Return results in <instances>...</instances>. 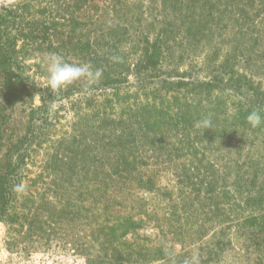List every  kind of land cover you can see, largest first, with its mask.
Masks as SVG:
<instances>
[{"label":"rangeland","instance_id":"obj_1","mask_svg":"<svg viewBox=\"0 0 264 264\" xmlns=\"http://www.w3.org/2000/svg\"><path fill=\"white\" fill-rule=\"evenodd\" d=\"M19 1L0 0V12ZM80 18L82 35H65L66 29L58 27L61 35H49L51 47L29 45L23 35L4 38L5 56L13 60L7 64L6 74H0V175L7 150L30 126L36 131L47 125L50 139L19 165L15 185H22L23 191H16L15 186L13 207L0 218V264H157L154 259L158 256L195 252L213 232L202 242L188 241L195 239L188 238L192 232L181 219L182 213H170V204L178 195L176 170L164 165L150 149L140 150L138 172L144 179L151 178L156 189L148 191L129 180L122 185L108 184L102 188L105 194L95 190L91 175L80 167L88 164L86 157L101 156L95 140L102 139L104 144L110 134L105 128L104 134L99 130L94 138L96 131L89 128V107L84 102L100 103L112 91L95 90L100 77L93 84L81 78L67 87L51 89L45 58L57 54L68 63L85 64L70 54L72 45L80 41L89 45L90 52L110 60L113 55H123V69L132 70L144 44L158 39L164 44H160L164 58L153 77L201 81L227 64L264 94V0H94ZM4 77L10 82H4ZM125 77L120 93L138 92L136 77L131 72ZM157 87L156 79L149 80L148 88ZM215 95L212 97L228 104L239 101V95L230 90ZM132 101L126 99V103ZM122 105L125 103H116L115 113ZM41 107L44 109L32 117L31 125V109ZM79 134L85 140L73 144ZM60 140L64 145L58 149ZM54 147L64 150L58 152L62 159L67 157L64 161L71 159L65 150L77 151L71 166L62 161L59 169L54 168L50 161ZM102 157L108 160L107 151ZM17 160L13 155L12 163ZM203 218L197 211L188 224ZM125 220L134 223L128 231Z\"/></svg>","mask_w":264,"mask_h":264},{"label":"trees","instance_id":"obj_2","mask_svg":"<svg viewBox=\"0 0 264 264\" xmlns=\"http://www.w3.org/2000/svg\"><path fill=\"white\" fill-rule=\"evenodd\" d=\"M93 2L22 0L5 8V12L1 11L0 74H6L7 64L13 60L5 56L3 42L7 35H23V41L26 40L29 45L51 47L53 42L49 35H61L58 27L66 29L65 35H82L80 26L84 22L80 16ZM160 44L158 39L144 44L138 61L132 64V70L130 67L123 69V55H113L110 60L97 52H90L88 44L77 41L72 45L70 54L74 58L91 65L94 71H101V81L95 90L109 88L112 91V95L104 97L100 103L92 100L84 102L89 107L88 121L92 123L89 128L96 131L94 134L91 132L94 138L99 130L104 134L105 128L109 129L110 135L104 144L102 139L95 140L101 156L86 157L88 164H83L80 170L91 175L92 185L101 194L106 193L102 188L108 184L122 185L129 180H136V186L151 191L156 189L152 179H144L138 172L140 150L150 149L164 165H171L176 170L178 195L170 204V213H182L181 219L192 232L187 236L195 239L188 241L191 244L202 242L210 231L213 232L195 252L158 256L154 262L264 264V180L259 182L260 178H264V122L253 128L246 119L253 110H259L264 115V94L246 83V79L227 64L201 81L174 80L170 75L165 79L159 78V75L153 77L151 74L157 72L159 62L164 58ZM128 72L138 80V92L134 94L130 91L120 93ZM4 79V82H10L7 77ZM151 79L157 80L158 89L148 88ZM229 90L239 95L238 102L228 104L220 97H212ZM130 98L133 101L126 103V99ZM121 102L125 105L119 113H115L116 103L118 106ZM43 109H31V125L32 117ZM203 119L211 120L213 127L208 130L196 127L197 122ZM43 124L44 121L40 126ZM47 131V125L36 131L30 126L26 135L7 150L4 157L6 163L0 175V218L15 202L19 165L35 152V147L48 142L50 135ZM137 132L140 138L136 136ZM77 140H85V137L79 134L72 143ZM63 145V140L57 142L58 149ZM53 150L55 153L50 156V161L54 163V168L59 169L67 157L62 159L58 154L64 150H56V147ZM218 150L224 151L223 157L217 153ZM105 151L108 160L102 157ZM76 153V150H65L64 154H70L71 159L63 164L71 166ZM13 155H17V164L11 161ZM208 156L214 158L205 161ZM57 159H60V164H57ZM106 162L108 169L105 168ZM197 211L204 218L188 224ZM133 225L131 220L124 222L126 231Z\"/></svg>","mask_w":264,"mask_h":264},{"label":"clouds","instance_id":"obj_3","mask_svg":"<svg viewBox=\"0 0 264 264\" xmlns=\"http://www.w3.org/2000/svg\"><path fill=\"white\" fill-rule=\"evenodd\" d=\"M45 63L47 65V82L49 87L54 90L67 87L81 78L89 84H93L102 75L99 69L94 71L89 64L68 63L62 56L57 54H49L45 58ZM246 119L255 128L264 122V115L259 110H253L247 115ZM196 127L208 130L213 125L211 120L203 119L197 122ZM16 191H23L22 185H16Z\"/></svg>","mask_w":264,"mask_h":264}]
</instances>
